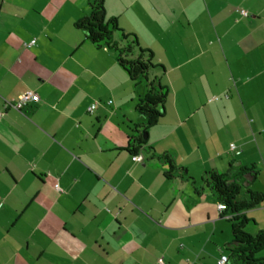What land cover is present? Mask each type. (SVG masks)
<instances>
[{"label": "crops", "instance_id": "0c3cea01", "mask_svg": "<svg viewBox=\"0 0 264 264\" xmlns=\"http://www.w3.org/2000/svg\"><path fill=\"white\" fill-rule=\"evenodd\" d=\"M90 2L0 0V264H217L231 226L204 173L264 194V0H103L162 67L140 163L145 87L75 27ZM29 90L37 103L5 106ZM244 215L264 231V203Z\"/></svg>", "mask_w": 264, "mask_h": 264}, {"label": "trees", "instance_id": "16d2710c", "mask_svg": "<svg viewBox=\"0 0 264 264\" xmlns=\"http://www.w3.org/2000/svg\"><path fill=\"white\" fill-rule=\"evenodd\" d=\"M89 8V15L77 21L75 27L97 48L111 49L115 53L117 64L129 80L142 82L145 87L144 94L138 97L136 104L141 122L133 127V136L129 139L127 152L133 156L144 151L153 159V149L147 147V138H144V135H148V131L164 116L166 87L160 83L159 77L151 75L153 70L162 67L153 64L151 51L141 48L135 35L126 34L119 28L116 18L105 17L103 0H91ZM117 33L118 39H115L114 34ZM161 160L169 165L165 176L171 178L175 167L170 157L163 155ZM248 171L238 169L235 178L242 177ZM232 180L230 173L219 174L216 171L206 172L201 178L202 183L207 185L216 197L217 203L225 206L222 215L228 217L232 235L231 243L226 249L228 260L232 264H264V259L258 256L264 250V231L249 233V220L244 215L246 211L264 203V194L250 192L241 183ZM241 195L244 198L239 200Z\"/></svg>", "mask_w": 264, "mask_h": 264}, {"label": "built area", "instance_id": "2783aa9c", "mask_svg": "<svg viewBox=\"0 0 264 264\" xmlns=\"http://www.w3.org/2000/svg\"><path fill=\"white\" fill-rule=\"evenodd\" d=\"M241 14L243 16H246L247 13L244 11H241ZM35 44V40H32L29 44H26V47H32ZM216 98H212V100H214ZM39 101V97L38 95L33 92V91H26L23 94H21L17 100L15 101H11V102H6L5 106L9 107V108H13L15 110H21L23 107H25L26 105L30 104V103H37ZM111 103V102H109ZM96 108V104H93L89 107V113H92ZM3 114L0 113V117H2ZM230 150L233 151L234 150V145H230ZM131 159L134 162L140 163L143 161V157L141 154H136L133 155L131 157ZM217 210L220 214H223V212L225 211V206L222 203H218L217 204ZM226 219L228 218L227 216L225 217ZM228 261V257L226 255H221L219 257V259L217 260V264H227ZM158 264H163L162 260H158Z\"/></svg>", "mask_w": 264, "mask_h": 264}, {"label": "rangeland", "instance_id": "374dc122", "mask_svg": "<svg viewBox=\"0 0 264 264\" xmlns=\"http://www.w3.org/2000/svg\"><path fill=\"white\" fill-rule=\"evenodd\" d=\"M114 38L115 39H118V33L117 34H114ZM151 75H152V73H151ZM152 77V76H151Z\"/></svg>", "mask_w": 264, "mask_h": 264}, {"label": "water", "instance_id": "95a60500", "mask_svg": "<svg viewBox=\"0 0 264 264\" xmlns=\"http://www.w3.org/2000/svg\"><path fill=\"white\" fill-rule=\"evenodd\" d=\"M144 138H147V135H144Z\"/></svg>", "mask_w": 264, "mask_h": 264}]
</instances>
